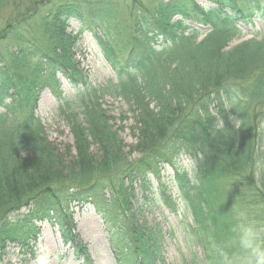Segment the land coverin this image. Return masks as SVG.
<instances>
[{"label": "trees", "instance_id": "1", "mask_svg": "<svg viewBox=\"0 0 264 264\" xmlns=\"http://www.w3.org/2000/svg\"><path fill=\"white\" fill-rule=\"evenodd\" d=\"M206 1L0 0L23 7L0 30V261L7 243L39 259L41 223L51 222L75 258L93 264L70 212L92 205L117 264H155L163 233L146 203L173 212V187L207 264H222L213 244L239 254L240 212L264 223V37L229 46L239 22L264 19V0ZM72 19L90 28L116 82L93 81L79 59L83 30L67 33ZM192 22L211 25L202 40ZM62 79L72 96H61ZM48 88L72 144L54 143L36 114ZM110 92L131 114L130 151Z\"/></svg>", "mask_w": 264, "mask_h": 264}, {"label": "rangeland", "instance_id": "2", "mask_svg": "<svg viewBox=\"0 0 264 264\" xmlns=\"http://www.w3.org/2000/svg\"><path fill=\"white\" fill-rule=\"evenodd\" d=\"M198 4L208 5L209 3L206 0H198ZM21 6V2L20 5L9 3L0 6V30L5 26L13 10L23 9ZM192 24L196 25L199 30L198 40H202L211 27L210 24L205 25V23L192 22ZM237 26L239 33L233 37L229 46H234L253 37L257 39L264 37V19L256 17L247 23L239 22ZM66 30L67 33L83 30L79 59L84 67L89 70L93 81L97 84H107L108 79L112 77L113 82H116L117 79L112 68L103 57L90 28L83 26L81 21L72 19ZM61 83V96H72V86L65 79H62ZM105 102L115 116L116 126L122 128V136L127 144V150L130 151L136 143V138L131 129L133 121L131 114L125 112L127 107L112 92L106 96ZM60 103V100L49 88L45 89L40 94L36 114L42 120L49 138L54 143L58 145L72 144L71 130L58 114ZM260 124L264 134V115L260 118ZM178 166L188 170L195 180V165L190 157L182 156ZM161 175L165 182H169L173 175L172 168L167 165L164 166ZM151 179L156 183V178L151 177ZM172 190L173 198L175 197L177 201V208L173 212H170L160 202L157 203L149 199V202L146 203L145 218L150 225H159L163 233V239L160 243V254L163 259L155 261V264H207L206 245L193 231L192 216L190 214L185 215V207L177 190L174 187ZM137 192L139 193V187H137ZM70 212L77 231L88 247L93 264H117L110 249L104 223L95 208L92 205H72ZM4 249L5 252H2L0 264H83L75 258L73 252L63 245L59 226L51 222L41 223L39 259L25 257L13 243H7ZM150 262L148 264H154L152 261Z\"/></svg>", "mask_w": 264, "mask_h": 264}, {"label": "clouds", "instance_id": "3", "mask_svg": "<svg viewBox=\"0 0 264 264\" xmlns=\"http://www.w3.org/2000/svg\"><path fill=\"white\" fill-rule=\"evenodd\" d=\"M232 107L233 103L226 99L225 109ZM236 233L239 254L229 255L213 244V249L222 259V264H264V223L250 218L242 211L239 213Z\"/></svg>", "mask_w": 264, "mask_h": 264}]
</instances>
